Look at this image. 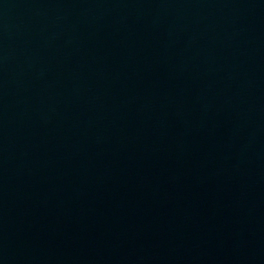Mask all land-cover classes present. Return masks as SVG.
<instances>
[{
  "label": "water",
  "instance_id": "1",
  "mask_svg": "<svg viewBox=\"0 0 264 264\" xmlns=\"http://www.w3.org/2000/svg\"><path fill=\"white\" fill-rule=\"evenodd\" d=\"M0 264H264V0H0Z\"/></svg>",
  "mask_w": 264,
  "mask_h": 264
}]
</instances>
